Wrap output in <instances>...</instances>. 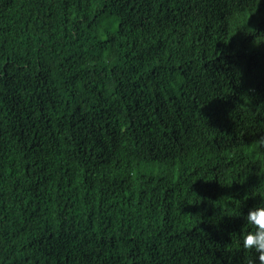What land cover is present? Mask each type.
I'll use <instances>...</instances> for the list:
<instances>
[{
    "label": "trees",
    "instance_id": "obj_1",
    "mask_svg": "<svg viewBox=\"0 0 264 264\" xmlns=\"http://www.w3.org/2000/svg\"><path fill=\"white\" fill-rule=\"evenodd\" d=\"M261 140L264 0H0V264H241Z\"/></svg>",
    "mask_w": 264,
    "mask_h": 264
},
{
    "label": "clouds",
    "instance_id": "obj_2",
    "mask_svg": "<svg viewBox=\"0 0 264 264\" xmlns=\"http://www.w3.org/2000/svg\"><path fill=\"white\" fill-rule=\"evenodd\" d=\"M232 215L242 216L247 225V229L240 232L235 243L236 250L244 251L241 264H264V197L249 207L246 213L237 209Z\"/></svg>",
    "mask_w": 264,
    "mask_h": 264
}]
</instances>
